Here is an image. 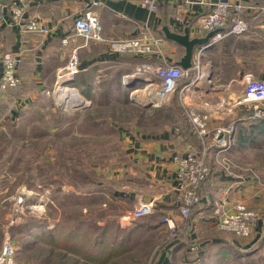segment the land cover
<instances>
[{
	"label": "crops",
	"instance_id": "obj_1",
	"mask_svg": "<svg viewBox=\"0 0 264 264\" xmlns=\"http://www.w3.org/2000/svg\"><path fill=\"white\" fill-rule=\"evenodd\" d=\"M0 1L11 4L21 0ZM94 1L99 4L93 5ZM243 2L248 6H254V8L246 7L250 32L242 36L227 35L216 39L212 36L205 43H195L189 64L192 67L200 52V70L197 72L190 69L179 85L180 90L193 83L190 85V91L194 95L188 94L185 101L191 107L203 112L210 110L212 127L228 120L238 121V129L229 149V154L237 167L231 174L225 172L219 162L221 156L219 148H212L208 157L211 172L200 190L201 203L192 210V224L200 231L206 232L199 238L200 243L208 239V242L213 243L212 248L219 249L217 253L225 248L228 252L247 249L255 241L264 239V118L251 119L253 110L250 105H229L237 101L248 77L264 80V11H257V7L264 5V0H243ZM158 3V10L150 11L142 6L141 0H25V19L38 18L49 28L46 34L23 31L13 22L10 11H7L5 18L0 20V70L4 60L13 57L18 64L21 84L20 90L17 89L18 93L10 90L1 99L0 117L7 115L9 105V107L13 103L16 105V109L10 111V114L14 115L19 109L17 105L22 104L21 108H26L34 99L44 95L48 88L56 86L58 75L66 71L72 47H63L62 39L74 33L75 19L88 10H94L98 14L103 33L108 38L133 37L148 26L164 38V45L162 54L114 53L106 43L90 41L83 45L84 39L76 36L71 45L80 46L81 71L71 83L81 87L85 93L90 95L101 79L112 72V75H116L112 79L118 76V87L121 88L118 90L122 95H126L129 100H135L133 94L135 91H141L139 85L144 87L146 85L144 74L137 73L140 64L145 61L160 64L166 60L183 66L187 48L182 42L170 38L166 31L179 35L187 33L188 40L206 37L209 32L200 29L196 19L200 13L210 9V4H189L188 0H158ZM232 3H236V0H232ZM197 73L203 77L197 79ZM127 74L132 78L129 83L124 79ZM179 90L159 105H150L147 104L148 102L144 105L161 107L162 110L169 112L170 102L175 101L177 106L184 108L180 101ZM220 100H226L229 106L226 105L222 110L211 107ZM195 140L194 134L185 133L181 124H178L166 128L154 137L140 138V144L136 146L132 144L133 157L145 159L151 173L149 177L156 184L154 194L148 196L144 193V200H154L155 203L163 201L160 205L163 207H157V210L168 213L174 221H176L175 214L179 210L178 203L176 205L173 200L175 194L178 198L176 191L178 181L173 158L178 153H184L189 143ZM221 203H224L228 209L237 203H244L259 214L258 223L254 225L251 236L246 237L250 240L235 241L218 227L217 208ZM101 221L98 220L95 225L100 229L103 228L104 231L107 222ZM165 225L168 227L167 224ZM43 229L37 230L36 237L39 233L42 234L38 231H44ZM181 229L186 230L184 225ZM6 230L5 223H1L0 238ZM84 234L81 239L82 244L79 242L78 246L82 245L86 249L96 246L101 250L109 247L111 251L110 254L100 253V250L93 255L89 254L88 264L117 260L118 249L126 248L124 244L118 242L110 245L108 235L105 233L95 239L93 244L90 239L91 234L85 231ZM185 236L183 235L181 243L189 241ZM180 242L178 240L169 242L164 248V253L159 257L158 264H173V253ZM82 260L86 261L85 255Z\"/></svg>",
	"mask_w": 264,
	"mask_h": 264
},
{
	"label": "rangeland",
	"instance_id": "obj_2",
	"mask_svg": "<svg viewBox=\"0 0 264 264\" xmlns=\"http://www.w3.org/2000/svg\"><path fill=\"white\" fill-rule=\"evenodd\" d=\"M113 76L116 75L112 72L104 76L90 95L76 86L89 101L85 106L61 103L55 86L26 108L17 105L16 115L10 114L16 109L13 103L8 106L7 115L0 117V224L4 222L7 227L0 238V252L7 234L16 244L39 238L25 240L21 238L25 235L23 230L18 228L26 229L23 224L40 221L60 230L55 234L56 241L37 239L35 250L18 254V264H88L89 254L105 250L75 247L69 237L72 235L76 244H82L85 231L91 234L93 244L103 232L96 222L106 220L104 230L110 245L118 242L126 248L118 249L117 260L101 264H158L168 243L180 242L183 235L189 241L178 244L173 264H264V239L253 243V253V249H242L233 254L226 248V252L217 253L219 249L212 248L208 239L200 243L199 238L206 232L192 224L193 211L187 218L178 211L176 228L169 229L162 219L171 215L157 210L163 207V201H157L152 215L131 223L123 219L138 199L144 200V193L153 195L156 186L145 159L133 157V145L140 144V138L154 137L178 125L181 116L173 101L169 112L144 105L147 90L141 84V91L133 94L136 101L129 100L118 90V76L112 79ZM131 81L129 78L126 82ZM17 89L20 85L10 90L18 93ZM177 199L175 194L176 205ZM252 211L258 221L259 214ZM77 227L81 230L74 237ZM220 229L235 241L250 240ZM84 255L86 261L82 260Z\"/></svg>",
	"mask_w": 264,
	"mask_h": 264
},
{
	"label": "built area",
	"instance_id": "obj_3",
	"mask_svg": "<svg viewBox=\"0 0 264 264\" xmlns=\"http://www.w3.org/2000/svg\"><path fill=\"white\" fill-rule=\"evenodd\" d=\"M189 4H210V9L198 15L196 21L200 29L213 33V38H222L227 35L242 36L250 32V23L246 16V7L243 0H188ZM99 2L94 1L93 5ZM142 6L150 11H156L159 8L158 0H141ZM258 12L264 11V5L257 7ZM10 11L12 20L19 25L23 31L46 34L49 28L38 18L30 17L25 19L26 4L25 0L5 3L0 1V20ZM74 33L62 39V46H72L69 52V58L66 65V71L58 75V81L55 91L59 92L62 87L65 94L69 95L60 98L61 103L66 106L87 105L89 102L86 97L80 94L79 89L72 85V81L81 71L79 45H71L76 36L84 39V44L90 41L102 42L108 44L110 50L114 53H133L138 55H150L152 53L162 54L164 38L155 33L148 26H145L139 34L133 37L108 38L103 33V26L98 14L94 10H88L83 15L77 17L74 22ZM200 52L194 61L192 67L184 68L177 63H170L164 60L160 64L145 61L137 68L138 74H144L146 80L145 90L147 93L144 100L151 105H159L167 100L172 94L179 90L181 79L188 74L190 69L200 70ZM128 81L129 74L124 76ZM203 77L197 73V79ZM21 84V78L18 74V64L13 58H6L0 70V102L10 89L16 88ZM190 83L179 90V97L184 106L187 119L192 126L195 142L189 143L184 153L174 155L173 162L177 169L176 191L178 193L179 212L187 218L192 210L201 203L200 188L206 181L211 172V165L208 157L212 148L217 147L221 153L219 162L222 169L227 173H233L237 167L236 162L229 154L232 142L238 129L237 120H228L214 127L210 125V113L208 110L203 112L193 108L185 101L188 94L193 96L190 91ZM61 88V89H62ZM68 91V92H67ZM61 92V91H60ZM59 92V95H60ZM134 93V92H133ZM74 96L75 99L84 100L81 104L75 102H66ZM229 102L220 100L211 107L222 110L226 108ZM250 105L253 110L251 119L258 120L264 118V80L250 76L243 85L242 92L235 103L229 105ZM228 105V106H229ZM21 201V200H19ZM156 203L154 200L146 201L142 198L132 206L131 210L123 215L128 223L132 220L154 214ZM218 225L223 230L232 231L240 237H249L252 234L253 227L257 221L254 211L250 210L244 203H237L232 208H227L221 203L217 208ZM162 221L166 223L169 229L174 230L176 224L174 220L165 216ZM17 244L15 240L7 234L0 252V264H18L17 262Z\"/></svg>",
	"mask_w": 264,
	"mask_h": 264
},
{
	"label": "trees",
	"instance_id": "obj_4",
	"mask_svg": "<svg viewBox=\"0 0 264 264\" xmlns=\"http://www.w3.org/2000/svg\"><path fill=\"white\" fill-rule=\"evenodd\" d=\"M73 84V83H72ZM174 103H176L175 101H174ZM176 106H177V104H176ZM177 108H179L178 109V111H179V116H181L180 117V122H179V124H181V128H182V130L185 132V133H187V134H189V135H192L193 133V129H192V126H191V124L189 123V121H188V119H187V116H186V114H184V108L182 107V106H177ZM25 227H26V229H22V228H18V229H20V230H23V234H25V235H23L21 238H23V239H27L28 237H32V236H37V230H40V229H42V228H44L43 230V232H42V236H40V235H38L39 236V238H41V241L42 242H49V243H53V242H55L56 241V239L57 238H55V234L56 233H60V230L59 229H51L48 225H43L42 224V222H40V221H36V222H33V223H31V225H28V224H23ZM80 230L81 229H79V227H77V229H76V234H75V236L74 237H78L79 236V233H80ZM51 233V234H50ZM106 234V235H108V232L106 231V230H104L102 233H101V235L100 236H102L103 234ZM44 234V235H43ZM50 234V236H48V235ZM69 239L72 241V243H73V245H75V247H78V248H83V249H86L85 247H83L82 245L81 246H77V244L75 243V240H73V237H72V235H70V237H69ZM40 241V242H41ZM259 242H260V240H258ZM38 241L37 240H34V241H31V242H28V241H26V242H21V244H17V256H18V254L22 251V250H35L36 249V247L38 246ZM255 244V243H254ZM254 244H252L249 248H247L248 250L247 251H249L250 249H253V250H251V253H253V252H256L255 251V248L256 247H254L253 245ZM69 246H71V247H74V246H72V244H70ZM252 247H254V248H252ZM240 250H242V249H240ZM240 250H234V251H232L233 252V254L234 253H236V252H238V251H240ZM110 250L109 249H107V250H105L104 251V254H110ZM222 252H226V250L225 249H222ZM16 256V257H17Z\"/></svg>",
	"mask_w": 264,
	"mask_h": 264
},
{
	"label": "water",
	"instance_id": "obj_5",
	"mask_svg": "<svg viewBox=\"0 0 264 264\" xmlns=\"http://www.w3.org/2000/svg\"><path fill=\"white\" fill-rule=\"evenodd\" d=\"M166 33L170 38H173L177 41H180L186 46L187 53H186V56L182 62L184 68L190 67L189 61L192 58V53H193L195 43H199V44L205 43L206 41H208L210 39V37L213 36V33H209L204 38L188 40V34L187 33L185 35H179V34L171 33L168 30L166 31Z\"/></svg>",
	"mask_w": 264,
	"mask_h": 264
},
{
	"label": "bare ground",
	"instance_id": "obj_6",
	"mask_svg": "<svg viewBox=\"0 0 264 264\" xmlns=\"http://www.w3.org/2000/svg\"><path fill=\"white\" fill-rule=\"evenodd\" d=\"M61 88H62V87H61ZM61 88L59 89V90L61 91V92L59 91V92H60L59 97H60V98H64L65 96L67 97V96L69 95V93L65 94V92L62 91V90H64V89H63V88L61 89ZM67 92H68V91H67ZM70 98H71V99H69V100H66V99H63V100H65L66 102H72V101H73V102H75L76 104H81V103L84 102V100H81V99H75L74 96H71Z\"/></svg>",
	"mask_w": 264,
	"mask_h": 264
}]
</instances>
